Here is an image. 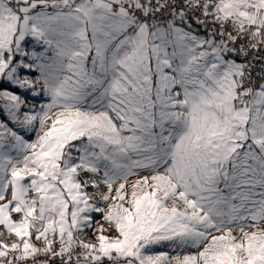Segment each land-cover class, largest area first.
<instances>
[{
  "label": "snow or ice",
  "instance_id": "snow-or-ice-1",
  "mask_svg": "<svg viewBox=\"0 0 264 264\" xmlns=\"http://www.w3.org/2000/svg\"><path fill=\"white\" fill-rule=\"evenodd\" d=\"M256 60L264 0H0V264H264Z\"/></svg>",
  "mask_w": 264,
  "mask_h": 264
},
{
  "label": "rangeland",
  "instance_id": "rangeland-1",
  "mask_svg": "<svg viewBox=\"0 0 264 264\" xmlns=\"http://www.w3.org/2000/svg\"><path fill=\"white\" fill-rule=\"evenodd\" d=\"M29 48L30 49L39 50V46L36 45L35 43H29ZM23 74H27V73H23ZM32 75L34 76L36 74L33 73ZM7 88L10 91H13V92H15L17 94H20L25 99V103H26V106L28 107V109H30L31 107H35V108L39 109V106L42 103H46L47 102V98L44 97L43 95H41V96H33L31 94V90L22 91V90H20L18 88L10 86V85H7ZM3 103L4 102L0 101V104H3ZM0 123H4L9 128L13 129L14 131H17V133L23 135L26 140H30L31 141V140L35 139V134L34 133L29 132L28 130H26L24 128H21L18 124L13 122L11 120V117L8 115V113L2 107H0ZM157 251H166V252H169V254H174L175 253L174 249L167 248V247H165L163 245L157 246Z\"/></svg>",
  "mask_w": 264,
  "mask_h": 264
},
{
  "label": "built area",
  "instance_id": "built-area-1",
  "mask_svg": "<svg viewBox=\"0 0 264 264\" xmlns=\"http://www.w3.org/2000/svg\"><path fill=\"white\" fill-rule=\"evenodd\" d=\"M264 63V61L256 60L254 61L255 68L253 70V75L255 76L257 72L261 71V64Z\"/></svg>",
  "mask_w": 264,
  "mask_h": 264
},
{
  "label": "trees",
  "instance_id": "trees-1",
  "mask_svg": "<svg viewBox=\"0 0 264 264\" xmlns=\"http://www.w3.org/2000/svg\"><path fill=\"white\" fill-rule=\"evenodd\" d=\"M193 27H195V25H193ZM201 34H203L204 30L203 29H197ZM4 87L7 88V85H4ZM11 89V88H10Z\"/></svg>",
  "mask_w": 264,
  "mask_h": 264
}]
</instances>
